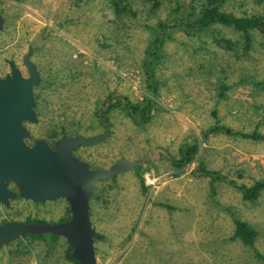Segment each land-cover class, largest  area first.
Instances as JSON below:
<instances>
[{"label":"rangeland","instance_id":"1","mask_svg":"<svg viewBox=\"0 0 264 264\" xmlns=\"http://www.w3.org/2000/svg\"><path fill=\"white\" fill-rule=\"evenodd\" d=\"M206 1L182 0L177 13L178 0H0V76L8 60L27 76L29 50L41 72L34 138L110 128L77 151L94 168L140 161L158 147L171 155L96 183L98 264H264V189L255 200L243 190L264 178V37L251 31L246 51L244 34L227 24L182 26ZM263 3L226 0L222 9L254 15ZM121 97L102 122L97 109ZM148 103V119H134L131 105ZM195 143L192 161L174 165ZM202 166L218 173L202 176ZM9 218L63 221L69 203L17 198L0 206V221ZM236 221L256 231L252 246L234 238ZM69 247L62 236L26 235L0 248V264H75Z\"/></svg>","mask_w":264,"mask_h":264},{"label":"water","instance_id":"2","mask_svg":"<svg viewBox=\"0 0 264 264\" xmlns=\"http://www.w3.org/2000/svg\"><path fill=\"white\" fill-rule=\"evenodd\" d=\"M4 24L5 18L0 13V31ZM31 55L32 50H29L23 58L27 76L14 60H8L10 72L0 76V205L9 206L10 199L18 194L36 203L63 198L69 203L70 218L58 222L7 221L0 225V248L29 233L52 234L68 240L75 264H98L97 230L90 215L96 183L133 170L146 159L154 161L162 155H171L158 147L140 161L120 158L109 168H93L75 152L81 146L104 141L110 128L99 135H64L54 148L44 139L30 145L32 133L26 122L39 120L35 87L42 80ZM9 183H13L17 191L10 190Z\"/></svg>","mask_w":264,"mask_h":264},{"label":"trees","instance_id":"3","mask_svg":"<svg viewBox=\"0 0 264 264\" xmlns=\"http://www.w3.org/2000/svg\"><path fill=\"white\" fill-rule=\"evenodd\" d=\"M152 1L154 6H159L161 0H149ZM187 1V0H185ZM226 0H207L204 8L201 12L198 13L196 19L194 21L185 22L182 26L187 27L189 29L194 30L195 28H204L211 26L212 24L222 23L232 26L238 32L244 34L245 37V50H249L251 47L252 35L251 31H259L264 37V11L260 14L254 15H246V16H238L230 12H226L222 9V5ZM182 0H178L179 7L175 8L177 13L181 12L182 5L180 4ZM128 6V4H127ZM264 6V3H263ZM264 9V8H263ZM196 12V11H194ZM162 26V30H168L167 23L160 24ZM122 97L119 98H109L97 109L96 113L101 119L102 122H105L107 113L113 108L114 104L121 102ZM132 117L136 120L145 121L148 119L152 112L153 103H148L147 106L140 107L137 105H131ZM246 137L257 138L259 135L257 133L254 134H245ZM198 149V144L187 145L181 150V158L173 159V163L176 166H184L192 161L194 158L195 152ZM198 173L202 176H215L218 172L205 169L203 166L199 167ZM215 178V177H214ZM144 181V180H143ZM142 181V185L144 186V182ZM264 189V178L257 179L251 187H244V198L248 200H255L260 196V190ZM28 222H41L39 220H31ZM27 235H31L34 238L43 239L47 237H56L52 234H32L29 233ZM257 233L254 231L246 222L236 221V230L234 234V238H238L242 240L246 245L252 246L254 244V239ZM69 253L72 260H76L72 257V248L69 247ZM261 257V255H258ZM262 258V257H261Z\"/></svg>","mask_w":264,"mask_h":264},{"label":"flooded vegetation","instance_id":"4","mask_svg":"<svg viewBox=\"0 0 264 264\" xmlns=\"http://www.w3.org/2000/svg\"><path fill=\"white\" fill-rule=\"evenodd\" d=\"M9 73V72H8ZM7 74V73H6ZM5 74V75H6ZM4 75V76H5ZM36 97V96H35ZM38 122H39V120H38ZM37 122V123H38ZM29 124H36V123H34V122H30V121H28V122H26V125L28 126ZM28 128L30 129V127L28 126ZM30 131H31V133H32V138L28 141V143L30 144V145H33L34 143H35V141L37 140V139H44V140H47L48 142H49V144H50V146L52 147V148H54L55 147V144H56V142L59 140V139H61L64 135H67V134H62V132H61V129H59V131H57V130H55V132H56V136L54 137V138H50L49 136H45V137H39V138H34V133L32 132V130L30 129ZM57 134H59V135H57ZM76 134V133H75ZM74 134V135H75ZM50 135H52L51 133H50ZM67 136H73V135H67ZM86 136V135H85ZM82 147H85V146H81L79 149H81ZM76 154H77V151L75 152ZM94 168V167H93ZM99 182V181H98ZM8 188L10 189V190H13V191H17L16 190V187H15V185L13 184V183H9L8 184ZM17 198H23V197H21V196H19V194L17 195V197L15 198V199H17ZM15 199H10V204H11V202H12V200H15ZM25 199V198H24ZM26 200H30V199H26ZM30 201H33V200H30ZM34 202V201H33ZM2 205H5V204H1L0 206H2ZM6 206V205H5ZM10 206V205H9ZM6 207H8V206H6ZM39 220V221H42V222H48V221H46V220H41V219H36V218H31V220ZM12 220H17V221H27L28 222V220L29 219H25V220H19V219H15V218H9V219H6V220H3V221H0V225L1 224H4L5 222H7V221H12ZM76 261V260H75Z\"/></svg>","mask_w":264,"mask_h":264}]
</instances>
